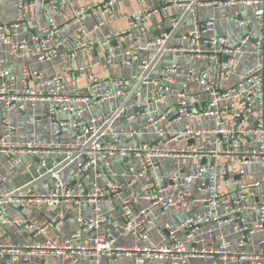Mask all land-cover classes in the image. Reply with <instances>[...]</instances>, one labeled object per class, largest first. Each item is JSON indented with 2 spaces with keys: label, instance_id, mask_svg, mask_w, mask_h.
<instances>
[{
  "label": "built area",
  "instance_id": "obj_1",
  "mask_svg": "<svg viewBox=\"0 0 264 264\" xmlns=\"http://www.w3.org/2000/svg\"><path fill=\"white\" fill-rule=\"evenodd\" d=\"M92 1L74 11L75 20L96 13L111 19L110 10L120 0H105L100 10L92 7ZM66 2L17 0L14 19L8 24L0 22V43L9 46L7 55L43 62L60 54L62 63L75 61L77 53L85 52L93 40H82L70 52H61L68 38L52 16L47 15L45 27L30 29L37 5L47 13V6ZM237 3L252 8L255 32L249 27L250 19L241 12L228 15L222 11L220 17H229L247 28L235 46L225 35L216 33V18L211 15L204 20L194 18L187 33L191 44L179 49L180 54L198 55L203 46L209 47L217 75L191 65L184 79L176 83L179 66L172 62L160 78H151L153 62L149 54L161 56L167 50L168 35L161 33L140 43L123 44V39L154 11L148 8L126 16L123 35L105 34L100 40L105 66L137 68L131 76L102 78L82 64L77 66L76 77L87 76V87L68 88L62 70L47 75L24 64L15 74L10 67L0 65V155L8 158L9 169L20 164L24 153L46 156L33 164L25 163L30 181L0 191V226L23 224L32 232L26 240H0L1 264L46 256L72 264H263V252L248 248L247 238L264 231V165L257 179L244 181L240 177L246 165L258 161L264 164V0H166V6L183 7V17L197 6ZM102 23L97 21L94 28ZM77 31L89 34L83 27ZM246 46L256 49L254 64L239 72L232 86L222 88L217 78L229 79L237 56L245 52ZM134 83L152 85L153 89L144 101L132 104L127 100ZM190 83L197 84L206 96L202 108L189 102ZM107 99L120 102L84 117ZM167 100V107L157 108L159 102ZM39 103L45 105L41 115L48 120L53 135L59 136L67 126L73 131L70 139L40 143L15 138V126L8 113L14 109L35 111ZM138 115L145 117L141 124L123 132L117 129L121 119L131 120ZM194 118L209 119L212 125L177 131L170 128L182 119ZM121 138L134 142L119 143ZM57 154L60 159L49 162V157ZM115 157L122 165L119 180L114 179ZM170 159L187 160L190 165L170 164ZM70 165L75 169L66 178L63 170ZM90 173L93 176L85 180ZM43 179H47L48 186L36 189L33 184ZM2 180L4 174L0 171ZM86 182L89 189L84 187ZM20 202L57 209V219L64 217V208L71 203H86L90 213L78 209L79 229L62 240H39L36 236L44 227L26 216L11 217L2 208ZM104 206L107 209L103 210ZM168 216L177 219L171 221ZM104 225L107 230H102ZM82 231L90 233L87 239L81 238ZM230 235H236V240L232 241ZM257 245L264 247V237Z\"/></svg>",
  "mask_w": 264,
  "mask_h": 264
},
{
  "label": "crops",
  "instance_id": "obj_2",
  "mask_svg": "<svg viewBox=\"0 0 264 264\" xmlns=\"http://www.w3.org/2000/svg\"><path fill=\"white\" fill-rule=\"evenodd\" d=\"M16 1L17 0H0V22L4 24L10 23L16 13ZM89 0H67L62 5H49L47 6V13L43 10L39 4L33 9V19L30 21V29L35 31L39 30L46 25L47 15L54 18L55 22L62 27V34L68 39L64 44V48L61 52H70L75 49L77 44L86 39L94 41L93 44L87 48L85 52L77 53L75 61L64 62L61 61L60 54L54 57L51 61L39 62L33 57H20L11 58L7 55L9 46L0 43V65L2 67H10L13 73L19 74L24 64L29 65L31 68L39 69L44 74L51 75L56 70H62L65 74V82L68 88H85L88 85L87 76L77 78V66L89 65L88 72H94L102 78H119L128 77L134 73H137L135 67H119V68H107L104 64V51L100 44L102 36L105 34L123 35L127 22L126 16L140 10L142 8H148L154 10L149 16H147L140 26L134 30L133 34L123 39L124 45H129L132 42H142L146 38L157 37L161 33L168 35L167 50L159 57H155L154 52L149 54V58L153 62V68L150 71L151 78H160L164 72V68L172 62L178 64V72L175 77V82L179 83L184 79L187 68L191 65L206 69L207 71L217 75V66L214 62V58L211 54V49L207 46L202 47V52L198 55L195 54H180L179 49L183 46H189L191 44V38L187 35L190 30L194 18L204 20L207 17L213 15L216 18L215 30L216 33L225 35L228 38L229 44L235 46L240 38L245 34L247 28L233 22L229 17H220L219 14L225 11L228 15L234 11H239L245 17L250 19L249 27L255 32L253 10L251 7L244 6L241 3L231 5H209V6H197L193 12L185 13L184 8L176 6H166V0H120L110 10L113 13V18L109 19L106 14L96 13L95 15L89 14L82 19H74V11L78 9L82 4H85ZM105 0H93L92 7L100 10L104 7ZM97 21L103 23L96 28L94 25ZM83 27L89 31L88 35L79 34L77 28ZM256 49L251 46L245 47V52L237 56V63L232 67L229 79L221 81L217 78L222 88L230 87L236 80V75L249 68L255 62ZM133 85L132 95L128 98L127 102L134 103L137 101H144L152 90V85ZM190 91V104L195 108H202L205 103V94H203L197 84H189ZM120 100L107 99L103 101L99 106L93 108L90 113H85L84 117H88L90 114H98L105 111L108 108H113L119 104ZM169 100L161 101L156 106L158 109L167 107ZM45 105L39 103L35 111L27 109L25 111L11 110L8 113L9 119L15 126V138L16 139H30L40 143H48L51 140L57 142H65L73 135V131L64 126L59 136L53 135L52 127L48 120L42 117L41 112L44 110ZM2 114V105L0 103V116ZM144 115H138L136 118L128 120L121 119L117 124V129L121 132L128 128L136 127L144 121ZM212 125L211 120L202 119H182L179 122L173 123L171 129L174 131L184 128L198 129L201 127H210ZM144 138L139 136L138 139ZM134 140L127 138H121L119 143L132 144ZM46 156L43 153H38L34 156L30 154H22L21 162L16 167L8 168V158L4 155H0V171L4 174V180L0 181V191L6 192L17 186L23 185L30 181L31 173L25 169V163H35L39 159H43ZM60 155H52L49 157V162L55 163L60 159ZM114 169L116 176L114 179H122V165L119 158H113ZM170 164H181L187 160L175 159ZM263 163L258 161L245 166V173L240 177L244 181H252L257 179L263 169ZM117 167H120L119 169ZM74 166L70 165L63 170V176L69 177L74 171ZM93 173L86 176L85 180L92 177ZM239 177H237L238 179ZM104 179V178H103ZM74 186V182H72ZM36 189H44L48 186L47 179L37 181L33 184ZM86 189L90 186L86 182ZM2 208L11 217H28L33 223L39 227H44L40 234L36 237L39 240L45 238H55L62 240L68 234L79 229V225L76 221L78 209L83 211L86 215L90 213L89 206L82 202L81 204H67L64 208L65 215L62 219L56 218L57 209L46 208L41 204L35 202H20L5 204ZM107 209V206L103 207V210ZM171 221L176 220L174 216H168ZM108 226L104 225L102 230H107ZM226 231V229H225ZM30 231L26 230L23 224L0 226V240L1 241H22L31 237ZM91 234H94L91 233ZM90 235L87 231L81 232V238L87 239ZM236 235H230L232 241L236 240ZM264 237V231L257 232L253 235H249L247 238V247L255 251L263 252L262 261L264 264V247L259 248L257 245L258 239ZM1 264V261H0ZM18 264H72L69 262H63L60 259L52 256H46L43 258H33L30 262H19ZM201 264H211L210 262H202Z\"/></svg>",
  "mask_w": 264,
  "mask_h": 264
},
{
  "label": "rangeland",
  "instance_id": "obj_3",
  "mask_svg": "<svg viewBox=\"0 0 264 264\" xmlns=\"http://www.w3.org/2000/svg\"><path fill=\"white\" fill-rule=\"evenodd\" d=\"M171 160V163L175 160V159H170ZM170 163V162H169Z\"/></svg>",
  "mask_w": 264,
  "mask_h": 264
},
{
  "label": "water",
  "instance_id": "obj_4",
  "mask_svg": "<svg viewBox=\"0 0 264 264\" xmlns=\"http://www.w3.org/2000/svg\"><path fill=\"white\" fill-rule=\"evenodd\" d=\"M118 169L120 168V167H117Z\"/></svg>",
  "mask_w": 264,
  "mask_h": 264
}]
</instances>
